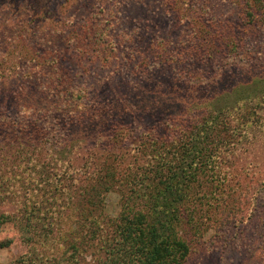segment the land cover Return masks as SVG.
Wrapping results in <instances>:
<instances>
[{
	"label": "trees",
	"instance_id": "16d2710c",
	"mask_svg": "<svg viewBox=\"0 0 264 264\" xmlns=\"http://www.w3.org/2000/svg\"><path fill=\"white\" fill-rule=\"evenodd\" d=\"M30 4L33 6L29 9L32 25L41 17L37 6ZM11 7V10L24 8L18 7L17 0ZM58 20L52 25L58 27ZM101 24V20L89 18L66 35L64 48L51 51L44 47L42 53L26 49L28 44L19 36L22 49L19 54L23 58L18 56L20 60L10 61V67L5 61L0 62L3 82L13 77L25 78L20 75H26L21 64L28 60L38 61L35 66H40V72L49 66V79H44L43 88L51 98L26 94L30 83L19 86L17 94L26 97L33 116L39 114L37 120L43 118V114L45 117L55 111L59 114L51 129L56 134L54 144L60 149L55 154L49 146H41L37 148L40 152L32 153L31 157L44 154L48 161L39 164L36 174L32 175L34 179L23 190L21 206L15 208L22 216L4 213V206L13 203L9 196L0 194V226L13 224L21 242L31 251L37 250V258H32L34 252H29L31 255L21 257L17 264H40L45 254L49 264H186L191 248L199 243L201 230L207 231L210 219L213 220L210 225L218 234L236 240V231L231 233V230H236L242 217L255 213L253 198L264 190V160L256 157L257 144L263 141L260 136L264 132L257 109L260 106L264 109V98L251 106L252 101L260 97L256 100L250 97L248 101L238 87L220 97L217 107L216 99L207 100L205 111L199 117L188 116L189 122L185 114H177L175 119L166 116L156 130L141 128L137 122H128L126 117L134 120L143 105L140 103L139 107L129 102L131 98L125 95L138 90L142 99L151 101L148 109H162L156 95L161 94L158 90L163 87L157 89L153 87L155 84L148 83L144 89L142 84L146 82L147 72L153 71L160 61L171 60L174 53L169 54L166 40L156 44L152 41L145 51L138 49V42L132 39L114 42L112 33ZM195 35L200 40L196 49H204L208 38L216 34L199 29ZM12 54L8 52L5 60ZM177 57L182 61L185 58L183 54ZM72 60L85 70L88 69L86 63L107 69L114 66V75L130 69L139 79L133 82L123 74L129 86L127 93L95 100L93 84L84 90L72 91L79 78L76 77L79 74L72 75L71 69L66 67ZM150 63L155 65L150 66ZM185 70L187 75L183 80L193 76L189 67ZM33 73L30 68L27 79L35 80ZM176 82L179 83V79ZM204 83L203 89L215 86L213 82ZM153 97L158 99L155 104ZM176 102L179 103L178 99ZM61 106L65 110L60 111ZM182 123L188 125L187 136L177 133L185 127ZM38 124L40 122H29L25 132H32L33 137L42 136L45 130ZM133 134L137 135L142 155L140 158L138 152H134L126 162L127 148L123 143L128 139L124 137ZM89 142L91 146L84 148ZM84 156L89 157L84 160ZM79 160L82 162L77 164ZM246 177L252 189L244 197L252 196L241 204L238 196L242 197L244 189L240 181ZM108 194L118 197L119 210L115 215L105 210ZM259 219L262 218L258 217V222ZM223 241L227 243L226 239ZM12 244V240H6L0 243V248Z\"/></svg>",
	"mask_w": 264,
	"mask_h": 264
},
{
	"label": "rangeland",
	"instance_id": "374dc122",
	"mask_svg": "<svg viewBox=\"0 0 264 264\" xmlns=\"http://www.w3.org/2000/svg\"><path fill=\"white\" fill-rule=\"evenodd\" d=\"M13 1L15 0H0V62L5 61L8 67L10 61L20 60L18 56L22 57L19 54L22 50L18 43L19 36H22V40L28 44L26 49L37 50L39 53H42L44 47L51 51L58 50L65 47L68 40L66 35L89 18L101 20V25L112 33V41L123 43L132 39L138 42V49L143 48V51L148 50L152 41L153 44L160 40L168 41L167 50L169 54L174 53L171 60L160 61L161 63L153 71L144 75L146 82L142 84L144 89L147 88L148 83L155 84L153 87L157 89L163 87L162 90H158L161 94L156 95L159 100L153 97L154 104L158 100V106L160 103L162 109H148L151 108V101L142 99L143 96L141 97L142 94L138 90L125 95L126 98H131L129 102L143 105L141 111L135 114V121L126 117L128 122H137V126L141 128L156 130L166 116L175 119L177 114H185L187 117L185 120L189 122L191 120L188 121V116L199 117L201 112L205 111L207 100L216 99L214 103L217 107L216 102L222 99L220 97L238 87L248 101L250 97L252 100H256L257 96L260 97L252 101L251 106L264 98V0H17L18 7H24L21 10L18 8L20 11L11 10ZM30 3L37 6L38 16L41 17L32 25L29 23L31 18L29 9L33 8ZM63 3H66L65 6L59 7ZM41 11L47 15L41 14ZM94 14L100 15L95 18ZM56 20L60 28L52 25ZM199 29L212 30L213 34H216L208 38V46L204 49H196L200 40L195 32ZM9 38L11 40L7 41ZM8 52L13 54L5 60ZM178 54L185 56L183 61L179 60ZM27 62L21 64L26 75H20L25 78L13 77L10 81L3 82L0 77V194L9 196V201L13 203L4 206V213L18 216H22L16 209L21 206L19 200L23 201L24 188H28L30 181L34 179L32 175L34 172L36 174L39 164L48 161L44 154L31 157L32 153L41 146H49L55 154L56 150L60 149L59 145L54 144L56 134L51 129L52 123H55L54 120L59 114L56 111L52 114L48 113L46 117L43 114V118L37 120L39 114L33 116L26 97L17 94L19 86L30 83L26 94L31 93L38 97L49 95L43 88L44 79H49V66L47 70L40 72V66L39 69L35 66L38 61ZM67 64L66 67L71 69L72 75L79 74L76 75L79 77L75 82L76 89L73 88L72 91L78 92L79 88L84 90L86 86L93 84L95 100L127 93L129 86L123 74L131 77L133 82L139 79L130 69L114 75L113 71L116 69L114 66L107 69L86 63L88 69L85 70L77 67L73 60ZM151 64L155 65L150 63V66ZM188 67L193 76L183 80L187 75L185 69ZM30 68L35 72L33 73L35 80L27 79ZM194 78L199 81L197 79L192 81ZM177 79L179 83L176 82ZM205 81L213 82L215 86L203 89ZM153 87L150 90H153ZM49 97L51 98L52 95ZM177 99L183 104L177 103ZM260 107L257 109V114L264 126V109ZM60 108V111L65 110L63 106ZM35 121L40 122L38 125L45 130L42 136L33 137L32 132H25L29 122L35 123ZM182 127L184 128L177 133H184L187 136L188 125L182 123ZM261 129L264 130V127ZM261 134L263 141L257 144L259 151L256 157L264 160V132L262 131ZM103 137L107 138L106 135ZM130 137H124L128 142L123 143L127 148V155L124 156L126 162L131 159L134 152L139 154L140 151L137 135L133 134ZM125 139L124 141H127ZM259 141L261 140H255V142ZM90 146L89 142L84 148ZM139 155L141 158L142 154ZM82 157L81 154L80 158ZM88 157L84 156V160ZM36 160H39V163ZM155 161L157 160L154 159ZM81 162L79 160L77 164ZM35 179H38L37 176ZM243 180L240 181L241 185L239 183L241 189H244L243 198L238 196V203L241 204L248 202L252 196L244 197L245 193L252 189V183L248 177ZM259 194L253 198L255 213L242 217L235 227L236 230H231V233L236 231V240L231 241L229 235L222 237V234H218L216 228L210 225L213 224V220L210 219L211 223H208L207 231L202 229L199 233L201 239L191 248L186 264H264V213H261L264 211V190L262 189ZM105 199V210L115 215L119 210L118 197L115 194H108ZM65 214L68 212L65 211ZM210 216L212 215L206 217L211 218ZM258 217L262 218L259 222ZM225 239L227 243H224ZM6 240H12L13 244L0 248V264H17L21 257L28 255L29 252H34L32 258H37L35 256L37 250L31 251L29 246L21 242L11 223L0 226V243ZM40 262L49 264L46 261V254L40 258Z\"/></svg>",
	"mask_w": 264,
	"mask_h": 264
}]
</instances>
